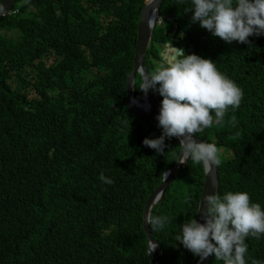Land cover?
<instances>
[{"label": "trees", "instance_id": "obj_1", "mask_svg": "<svg viewBox=\"0 0 264 264\" xmlns=\"http://www.w3.org/2000/svg\"><path fill=\"white\" fill-rule=\"evenodd\" d=\"M5 0H0V3ZM150 0H18L0 28V264H156L148 254L144 209L178 164L145 147L158 123L127 107L138 24ZM192 0H165L146 56L163 48L211 59L242 90L239 108L196 134L218 148L219 195L246 192L264 211V35L226 43L198 23ZM16 11V14L11 12ZM141 77L135 97L143 101ZM160 100L163 97L158 93ZM236 117L233 125L232 117ZM229 153L230 156H227ZM113 181L105 184L99 176ZM206 174L189 160L152 215L163 264L200 260L176 240L195 218ZM246 264H264V234L245 238ZM209 264H223L211 256Z\"/></svg>", "mask_w": 264, "mask_h": 264}, {"label": "clouds", "instance_id": "obj_2", "mask_svg": "<svg viewBox=\"0 0 264 264\" xmlns=\"http://www.w3.org/2000/svg\"><path fill=\"white\" fill-rule=\"evenodd\" d=\"M192 5L189 10L194 13L191 23H198L202 29L226 43L238 41L250 45L249 37L264 35V0H192ZM5 10L6 6L0 5V13ZM151 26L152 21H149ZM167 46L163 53V66L151 73L141 68L138 73L142 81L139 90L145 94L144 98L149 90L163 97L156 117L162 134L156 139L145 138L143 145L158 155H165V148L171 147L165 141L176 138L181 150L179 163L190 160L202 165L204 172L210 174L220 164L218 148L209 142H198L194 137L212 126V113L215 123L220 124L229 107L239 108L242 90L222 75L211 59L188 55L181 48L171 46L169 49ZM236 122L233 116V125ZM167 175L162 174L165 180ZM99 179L105 184L113 183L103 172ZM200 214L205 223H199L195 218L185 222L180 226L177 242L201 262L214 255L223 264H246L248 247L245 238L249 235L259 238L264 234L261 205L250 203L246 192H227L222 197L216 192L205 196ZM145 223L153 231L162 230L168 223V217L149 213ZM156 246L151 242L150 254ZM252 264L260 262L253 260Z\"/></svg>", "mask_w": 264, "mask_h": 264}, {"label": "water", "instance_id": "obj_3", "mask_svg": "<svg viewBox=\"0 0 264 264\" xmlns=\"http://www.w3.org/2000/svg\"><path fill=\"white\" fill-rule=\"evenodd\" d=\"M18 0H5L0 3V5L6 6V10L4 13H8L13 6L16 4ZM165 0H150L148 4L144 7L141 13L140 21L138 24V33H137V48L135 52L134 65L131 70V73L128 75L127 80V107L131 110L133 114L137 117L145 118L152 122L158 123L156 117L159 115V111L161 108V100L157 97L156 93L152 90H149L147 96H145L143 102H139L134 97L135 90V81L136 75L139 73V69L143 68L146 73H149V69L146 65V56L150 49L154 32L157 26L163 24V17H161V7H163ZM149 21H152V26L149 27ZM134 88V89H133ZM145 95V94H144ZM198 142H206L207 141L194 137ZM181 157V156H180ZM180 159V158H179ZM178 164L173 168L170 172H168L167 179H164V183L161 184L155 192L149 197L147 204L144 209L143 221H144V230L147 236V245H148V254L152 255L156 261V264H163V252H161V246L157 240L152 237V230L150 225L145 223V217L151 212L152 209L156 206H161L164 203L167 192L171 188V186L176 182L179 178L183 169L186 168L187 164ZM206 174V180L204 184V190L202 199L199 205V209L196 215V220L199 223H205V221L201 218V206L204 201L206 195L219 193L220 190V181L218 175V167L214 168V170L210 174ZM153 242L156 244V248L150 254V244ZM211 261V256L202 262L199 261L197 264H209Z\"/></svg>", "mask_w": 264, "mask_h": 264}, {"label": "rangeland", "instance_id": "obj_4", "mask_svg": "<svg viewBox=\"0 0 264 264\" xmlns=\"http://www.w3.org/2000/svg\"><path fill=\"white\" fill-rule=\"evenodd\" d=\"M171 46L175 47L174 45H168L167 47L170 49ZM165 48H166V47L163 48V53L165 52ZM158 64H159L160 66H163V65H164V57H163V60H159V61H158ZM227 154H228L227 156H230L229 153H227Z\"/></svg>", "mask_w": 264, "mask_h": 264}, {"label": "built area", "instance_id": "obj_5", "mask_svg": "<svg viewBox=\"0 0 264 264\" xmlns=\"http://www.w3.org/2000/svg\"><path fill=\"white\" fill-rule=\"evenodd\" d=\"M14 14H16V12ZM5 17H6V14H0V28L2 26V23Z\"/></svg>", "mask_w": 264, "mask_h": 264}]
</instances>
